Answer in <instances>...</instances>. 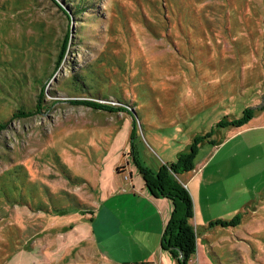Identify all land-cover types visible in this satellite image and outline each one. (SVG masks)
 Segmentation results:
<instances>
[{
    "label": "rangeland",
    "instance_id": "rangeland-1",
    "mask_svg": "<svg viewBox=\"0 0 264 264\" xmlns=\"http://www.w3.org/2000/svg\"><path fill=\"white\" fill-rule=\"evenodd\" d=\"M263 102L264 0H0V264H111L86 231L95 194L195 139L198 165ZM263 186L243 172L238 228L190 264H264Z\"/></svg>",
    "mask_w": 264,
    "mask_h": 264
},
{
    "label": "crops",
    "instance_id": "crops-1",
    "mask_svg": "<svg viewBox=\"0 0 264 264\" xmlns=\"http://www.w3.org/2000/svg\"><path fill=\"white\" fill-rule=\"evenodd\" d=\"M257 109L260 111L252 112V117L242 126L227 127L218 132L216 140L203 141L210 146L198 165L181 173L183 180L179 178L192 198V224L195 226V221L203 228V237L199 241L197 235L196 242V249L202 254L207 232L223 227L209 223L230 220L243 211L242 203L236 205L235 202L236 197L241 200L243 172L249 173L252 166L256 174L264 173V102ZM220 152L224 153L217 158ZM121 170L123 174H128L124 175L123 185L114 190L106 186L101 188L95 194L91 213H86L84 217L89 218L90 228L86 231L97 253L111 264H174L160 244L171 215V200L152 195L141 176L135 179L130 166ZM213 187L215 194L211 197L207 191ZM256 196L264 203V186ZM252 199L244 203H250ZM151 228L154 239L148 233ZM229 228L236 230L238 226ZM195 230L198 234V229ZM146 234L149 235L148 242L144 239Z\"/></svg>",
    "mask_w": 264,
    "mask_h": 264
},
{
    "label": "trees",
    "instance_id": "trees-1",
    "mask_svg": "<svg viewBox=\"0 0 264 264\" xmlns=\"http://www.w3.org/2000/svg\"><path fill=\"white\" fill-rule=\"evenodd\" d=\"M84 103L92 107L101 105L91 101ZM251 117L252 112L246 109L241 117L226 123L238 127L245 124ZM196 141L198 139H195L189 151L180 154L175 162L162 164L155 171L138 165L139 173L151 194L168 198L172 202L171 215L164 227L160 244L162 249L168 250L177 259V264H190L196 252L197 232L192 224L194 216L192 198L187 188L175 176L194 168V158L197 154ZM239 221L240 214H236L230 220H216L209 225L236 226Z\"/></svg>",
    "mask_w": 264,
    "mask_h": 264
}]
</instances>
